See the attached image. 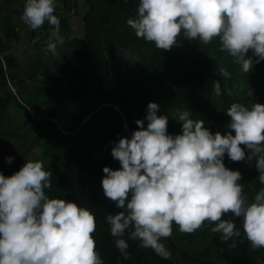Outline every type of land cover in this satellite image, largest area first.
<instances>
[{"label":"trees","instance_id":"trees-1","mask_svg":"<svg viewBox=\"0 0 264 264\" xmlns=\"http://www.w3.org/2000/svg\"><path fill=\"white\" fill-rule=\"evenodd\" d=\"M138 5L139 0H57L54 15L60 19L64 43L58 45L53 64H48L44 52H37L27 78L15 72L21 63L12 51L13 42L23 40L22 31L12 15L5 16L0 25V75L5 88L4 95L0 94V139L20 138L24 145L34 143L42 148L48 161L44 169L52 172V187L45 190L46 194L77 203L94 214L97 227L93 238L103 264H193L181 258L180 250L201 261L218 260L220 264L264 262V248H251L241 219L231 213L224 219H232L241 233L233 238L235 248L229 247L231 240L222 243L220 234L210 231L214 225L207 222L194 234L181 233L173 223L172 236L161 241L171 252L170 259L141 248L140 242L128 239L127 233L123 238L129 244L130 259H124L115 246L116 238L105 218L121 210L104 195L102 169L120 168L111 155L112 142L131 138L138 130V119L147 127L144 118L149 102L160 105L157 115L168 117L171 135L182 133L178 109L190 111L191 119L203 120L213 134L225 135L231 122L226 110L233 102L264 104V61L255 63L257 58L249 51L246 55L252 57L253 66L244 73L228 53L220 51L219 38L204 45L181 35L171 50H158L154 43L138 39L126 23L136 17ZM72 14L81 17L77 28L71 22ZM50 32L45 22L40 29L30 30L29 38ZM130 55L136 57L134 61ZM220 68L227 69L230 78L224 79ZM215 81L221 84L220 96L213 94ZM20 84L27 85L16 92L13 87ZM226 88L236 95L228 96ZM250 90L252 96L248 95ZM12 108L23 113L13 119ZM17 121L19 131L14 132L11 126ZM19 157L21 160L14 158L7 164L0 145V173L11 176L30 160ZM223 163L241 173L239 183L250 202L264 188L255 159L233 162L225 154Z\"/></svg>","mask_w":264,"mask_h":264},{"label":"clouds","instance_id":"clouds-1","mask_svg":"<svg viewBox=\"0 0 264 264\" xmlns=\"http://www.w3.org/2000/svg\"><path fill=\"white\" fill-rule=\"evenodd\" d=\"M56 8L57 0H25L20 17L30 30L48 23L51 32L44 51L53 55L64 43ZM126 23L138 39L154 43L158 50H171L181 35L204 45L219 38L220 51L244 73L253 66L249 51L255 63L264 61V0H139L136 17ZM218 71L230 78L227 69ZM224 91L236 95L231 88ZM213 94L222 95L219 81L213 83ZM159 107L149 102L147 127L138 119L131 138L112 142L111 155L120 168L102 169L104 195L121 210L105 218L120 255L130 259L123 238L127 233L141 248L170 259L161 241L172 236L173 223L181 233L194 234L207 222L222 243L231 240L229 247L235 248L233 238L241 233L232 219H224L229 213L241 219L251 248H264V188L250 202L239 183L241 173L223 163L225 154L233 162L255 159L264 185V104L233 102L226 110L231 122L225 135L213 134L203 120L179 109L182 133L171 135L168 117L157 115ZM13 159L6 161L11 164ZM51 177L39 160L25 162L11 176L0 173V264H103L93 238L94 214L77 203L50 198L45 190L52 187Z\"/></svg>","mask_w":264,"mask_h":264},{"label":"rangeland","instance_id":"rangeland-1","mask_svg":"<svg viewBox=\"0 0 264 264\" xmlns=\"http://www.w3.org/2000/svg\"><path fill=\"white\" fill-rule=\"evenodd\" d=\"M22 1L23 0H21V2ZM18 2L19 0H16L15 2H13L14 4L11 5L10 8L8 9L10 14L15 19L17 18L20 19L22 11H23L21 5ZM5 4H10V3L6 2ZM5 7L8 8L7 6ZM70 18H71V22L73 26L75 28L79 27L81 23V17L79 15L72 14ZM48 37L42 38L35 43H33V41L31 42V41L23 40L21 44L16 47V52L18 53L21 59L20 61L21 68L19 70V73L25 76V78H27V76L30 73V67H31V64L36 59L37 52L45 53V58L48 64H53L56 58L58 57V51L56 55H53L52 53H49V52L46 53L44 51L45 41H47ZM129 58L131 61H134L136 57L134 55H130ZM26 85L27 84H23V85L20 84L18 88L14 87V89L16 90V92H20V90H22ZM11 113H12L13 119L14 118L17 119L20 116V114L23 113V111H21V109L19 108H12ZM18 123H19L18 121L15 123L14 122L12 123V126H11L12 131L14 132L19 131ZM0 145L4 147V160L6 163H7L6 158L9 156L15 158L18 161L21 160L19 155L26 156L32 161H37V160L42 161L44 164V167L48 163L47 158L45 157L42 151V148L38 145H35L34 143H29V144L24 145L23 140L20 138H11V137L2 136V138L0 139ZM179 255L182 256L181 258H183L187 262H191L193 264H220L218 260H214V262L201 261L199 259H196L193 256L188 255L186 251H182V250L179 251Z\"/></svg>","mask_w":264,"mask_h":264},{"label":"crops","instance_id":"crops-1","mask_svg":"<svg viewBox=\"0 0 264 264\" xmlns=\"http://www.w3.org/2000/svg\"><path fill=\"white\" fill-rule=\"evenodd\" d=\"M16 1V0H15ZM14 1V2H15ZM24 1V0H23ZM23 1L21 2V0H19V4L21 5L22 9L24 7V3ZM10 3L8 2L7 0H0V7H1V12H0V25L2 24V21H3V18L5 16H8V15H11L10 12L8 11V9L10 8L11 5H13L14 3H10V4H5V3ZM5 6H7L8 8H6ZM5 13V14H4ZM14 18V17H13ZM14 21H16V23L18 24V29H20L22 31V34H23V40H27V41H33V43L37 42L38 40L42 39V38H46L48 37L49 35L48 34H42L41 36H39L38 38L36 39H32L30 40L29 38V34H30V29L23 24V22L21 21V19H15L14 18ZM22 40V41H23ZM21 41V42H22ZM21 42H16L14 41L13 42V48H12V51L15 53V55L19 58V60L21 61L18 53L16 52V47L19 46L21 44ZM32 65V64H31ZM19 70L20 69H17L15 70L16 73H18L21 77H25L23 75H21V73H19ZM28 77V76H27ZM20 86V85H19ZM14 88V87H13ZM24 89V88H23ZM4 92H5V88H4V83H3V78L2 76L0 75V94L1 95H4Z\"/></svg>","mask_w":264,"mask_h":264}]
</instances>
